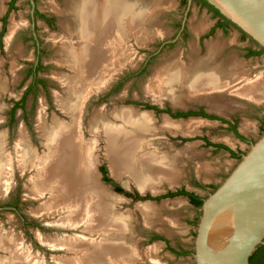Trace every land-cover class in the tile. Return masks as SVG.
I'll return each mask as SVG.
<instances>
[{"label":"rangeland","instance_id":"rangeland-1","mask_svg":"<svg viewBox=\"0 0 264 264\" xmlns=\"http://www.w3.org/2000/svg\"><path fill=\"white\" fill-rule=\"evenodd\" d=\"M141 1L147 8L153 6L154 2ZM0 2L2 8H6L8 0ZM34 2L39 13L35 17V34L40 45L38 54L31 31L28 0H16L14 10L6 16L4 29L0 28V77L2 76L0 79H5L3 83L7 86L0 94V137L4 136L3 151L7 156H12L15 152L18 133L22 131L31 147L38 151V154H42L44 148L36 130V119L40 109H43L48 124L53 120L69 122V118L56 106L67 93L59 76L61 80H67L73 73L67 65L59 64L60 58L57 54L59 47L57 41L53 40L56 35L66 34L62 27L66 17L56 14L50 8L52 2L64 9L67 1L34 0ZM185 5L184 0H158L155 9L160 10L151 22L154 23L150 25L151 30L155 33L157 31L152 39L145 38L148 33L136 31L137 24L133 23V28L126 30L128 34L124 38L125 45L122 48L128 54L129 63L121 70L113 69L109 73L111 78L105 87L92 90V94L90 93L85 102L82 118L85 131L87 121L96 111L102 110L108 115L114 109L131 108L139 114L148 113L155 125L160 126L163 120L169 118L163 114L155 115L144 107L145 105L164 107L169 104L168 101L171 103L166 98L155 100L146 94L155 73L166 61L173 59L185 64H188L192 56L197 60H203L207 56L209 45H215L217 52L214 54L213 66L220 65L230 70L228 73L230 78L234 74L231 79L234 82L229 83L228 76L224 80L228 82V86L220 87L204 97L195 98L185 93L183 104L177 105L184 106L182 109L203 108L207 115L214 119L199 117L169 119L172 122L195 123L192 129L195 133L190 131L191 133L188 132L190 134H172L165 130H158L157 133L158 141L163 144L162 150H167L176 157L174 162L178 170L176 183H163L156 191L150 189L141 191L132 183H121L110 171L104 141L100 137L93 154V164L91 163V179L93 178L92 183L110 201L109 211L106 212L104 221L99 223L97 221L100 217L99 212L90 211V205L97 201L93 192L89 193L91 196L88 194L90 198L87 196L86 201L90 199L88 203L85 200L83 204L68 201L66 204L48 208L56 201L51 200L49 194L43 197L34 196L28 184L34 172L27 170L20 174L18 170H14L15 164L12 163V172L7 179L10 187L8 193L11 195L7 199L0 196V205L10 206L16 201V209L24 221L13 212H0V234L11 236L13 242L18 241L21 249L18 255L24 258L26 264H79L80 260L85 264V258L79 259L77 251L68 249L69 247L54 248L48 246L47 242L56 239L75 243L86 240L91 243L95 241L106 243L112 242L109 239L112 237H115V241L123 239L122 244L128 249L130 246L134 247L135 253L138 254L135 264H194L191 253L201 210L177 193L185 190L205 199L231 172L241 156L248 151L250 144L262 135L264 102L258 103L256 99L247 98L237 90L264 83V52L232 24L226 25L224 30L217 27L221 19L215 16L210 8H201L199 2H193L188 13L186 35L156 52L164 41L175 39ZM3 15L0 14V27ZM12 26L15 29L7 47L5 40ZM75 41L73 39L76 44ZM247 49L257 55L249 56ZM36 66L38 68L32 74V68ZM16 104L18 106H15ZM220 119L225 122L219 121ZM228 123L233 125L234 130ZM85 133L86 140L91 138L88 132ZM182 138H186V141L181 142ZM100 168L104 170L105 175L100 172ZM114 186L120 191L115 190ZM166 193H172V196L167 197ZM143 194L147 197H141ZM3 199H6L7 203L2 204ZM143 201H149L151 204L149 205L151 213L148 214L151 222L138 208L134 209L137 202L144 203ZM40 207H43V212L40 211ZM53 209H56L55 212L51 211ZM93 215H97L96 222L93 221ZM74 225L76 226L73 227ZM153 236H159V239L153 240ZM4 249H0V259L7 257ZM181 250L189 254L180 256ZM23 251L27 252V258L22 254ZM145 255H149V259ZM109 259H114V262L119 260L130 262L129 255L125 253ZM249 264H264L263 247L254 252Z\"/></svg>","mask_w":264,"mask_h":264},{"label":"bare ground","instance_id":"bare-ground-1","mask_svg":"<svg viewBox=\"0 0 264 264\" xmlns=\"http://www.w3.org/2000/svg\"><path fill=\"white\" fill-rule=\"evenodd\" d=\"M66 1L64 9L52 2L50 8L56 14L66 17V22L62 23L66 34L56 35L53 40L57 41L59 47L57 52L60 58L59 64L67 65L73 73L67 80H61L59 76L67 93L64 98L57 100V107L69 118V122L53 120L48 124L43 109L39 110L36 130L44 148L42 154H38V151L36 152L31 147L22 128L20 130L22 132L18 133L15 152L12 156L4 154V136L0 137V195L7 193L10 188L7 179L10 178L13 163L15 164L14 170H18L20 174L27 170L34 172L28 183L34 196L43 197L49 194L51 200L56 201L48 208L66 204L68 201L83 204L84 200L87 202L88 194L93 192L97 201L93 202L92 206L90 205V211L99 212L100 217L97 221L101 223L106 217V212L109 211L108 201L110 200L106 199L105 195L92 183L93 178L91 179V163L99 138L101 137L104 141L109 168L116 179L123 184L132 183L141 191L147 189L156 191L159 185L175 184L178 179V170L174 163L176 157L167 150H162L163 144L158 141L157 137L158 130H165L172 134H187L193 131L195 123L172 122L165 119L158 126L148 113L139 114L131 108L114 109L108 115L98 110L87 121L85 131L91 138L86 140L82 118L88 96L94 88L99 90L105 87L111 78L109 73L113 69L121 70L129 63L128 54L122 46L125 45L124 38L128 34L126 30H131L133 23L137 24L136 31L141 30L148 33L145 35L147 40L155 36L157 31L155 33L151 30L150 25L154 23L151 22L160 9H155L158 0H154L150 8H147L141 0ZM14 29L13 26L9 29L5 40L7 47L10 45ZM73 39L76 40V44ZM216 52V46L209 45L207 56L203 60H197L192 56L188 64L178 59L166 61L164 66L155 73L154 80L147 87L146 94L151 95L155 100L166 98L177 106L183 104L185 93L199 98L220 87L228 86V82L224 80L229 76V83L234 82L231 80L234 74L230 78L228 73L230 70L220 65L213 66ZM2 79H0V94L7 89L3 83L5 79ZM263 84L262 82L242 87L237 92L247 98L263 99ZM179 160L180 158L177 161ZM149 205H151L149 202H141L138 203L137 208L141 214L148 216L151 222L150 215H148L151 213ZM55 210L51 211L55 212ZM40 211L43 212V207ZM93 216V221L96 222L97 215ZM114 238H109L112 241L106 242L109 244L102 241L91 243L89 240L75 243L73 239H71L73 242L54 239L49 240L47 244L54 248L69 247L68 249L77 251L79 259L85 258V264H135L138 254L135 253L134 247L130 246L128 249L122 244L123 239L115 241ZM15 241L13 242L11 236L0 234V249L5 248L4 251L7 254L5 259H0V264H19V262L26 264L24 258L18 255L21 249L18 241ZM26 253L22 252L24 256ZM124 253L129 255L130 262L126 263L123 260L114 262V259H109L119 257ZM146 257L149 259V255ZM79 264H83V260H80Z\"/></svg>","mask_w":264,"mask_h":264},{"label":"water","instance_id":"water-1","mask_svg":"<svg viewBox=\"0 0 264 264\" xmlns=\"http://www.w3.org/2000/svg\"><path fill=\"white\" fill-rule=\"evenodd\" d=\"M28 1L31 5V31L38 54L35 2ZM203 1L264 52V0ZM193 2L186 0L175 39L164 41L156 52L179 40ZM10 195L7 192L0 196L7 199ZM141 197L147 196L143 194ZM6 199L2 204L7 203ZM200 210L191 253L194 264H249L254 252L264 246V130L219 186L202 199ZM2 211L13 212L24 221L15 207L0 205Z\"/></svg>","mask_w":264,"mask_h":264},{"label":"flooded vegetation","instance_id":"flooded-vegetation-1","mask_svg":"<svg viewBox=\"0 0 264 264\" xmlns=\"http://www.w3.org/2000/svg\"><path fill=\"white\" fill-rule=\"evenodd\" d=\"M15 2H16V0H8V2L6 4V8H2V6L0 5V11H1L2 14H4L3 17L1 18V25H2L0 27L1 30L4 29L7 14L9 12H11V11L14 10V8H15ZM28 3H29V1H28ZM29 8H31L30 3H29ZM38 15H39V13H38V11L36 10V7H35L34 16L37 17ZM29 18H30V15H29ZM221 21H223V20L221 19ZM179 27H180V25H179ZM222 29L224 30V28H222ZM185 35H186V29L182 32V35L181 36L184 37ZM0 45H1V37H0ZM248 51H249V49H247V53H248ZM37 68H38V66L32 68V74L37 70ZM34 78H36V77H34ZM168 103L169 104L165 105L164 107H158V106H154V105H145L144 107L148 111H152L155 115L163 114V115L167 116L170 120H181V119H187V118H190V117H199V118H202V119H210V120H213L214 119L212 116L207 115V113L204 111L203 108H198V109H192V108L182 109L184 106H174L169 101H168ZM219 121L225 122L222 119H220ZM228 124H230V123H228ZM229 127H233V125H231ZM177 134H180V133H177ZM180 141L181 142H183V141L185 142L186 141V138H182ZM183 191H185V190H183ZM165 195L167 197H170V196H172V193H166ZM165 195H162V197H164ZM198 198H200V197H198ZM188 201H189V199H188ZM10 206L16 208L17 207V202L16 201L13 202ZM154 237H158L159 238V236H153V239H154ZM262 247L264 248V246H262Z\"/></svg>","mask_w":264,"mask_h":264},{"label":"trees","instance_id":"trees-1","mask_svg":"<svg viewBox=\"0 0 264 264\" xmlns=\"http://www.w3.org/2000/svg\"><path fill=\"white\" fill-rule=\"evenodd\" d=\"M193 1H194V2H199L201 8H204V7L210 8V9L213 11V13L215 14V16H217V17H219L220 19L223 20V21H221V22L219 21V22L217 23V27L225 28L226 25L230 24L226 19H224L223 17H221V16L219 15V13H218L216 10H214L213 8H211V7H210L205 1H203V0H193ZM185 4H186V0H184V5H185ZM243 35H245V34H243ZM261 52H263L262 49H261ZM248 55H249V56H253V55H257V54H256L254 51L249 50V51H248ZM40 82L42 83V81H40ZM15 106H18V104H16ZM231 129L234 130V127H231ZM219 148H223V147H219ZM100 172H101L103 175H105L104 170H103L102 168H100ZM105 180H107V179H105ZM114 188H115V190L120 191V189H119L118 187L114 186ZM177 194H178V195H182V196L187 197L192 205H194V206H196V207H201L202 199L198 198V197L195 196L194 194H192V193H188V192H185V191H183V190H181V191L178 192ZM158 239H159L158 237H154L153 240H158ZM188 254H189V253H187V252H185V251H183V250H181L180 253H179L180 256H186V255H188ZM250 260H251V258H250Z\"/></svg>","mask_w":264,"mask_h":264},{"label":"crops","instance_id":"crops-1","mask_svg":"<svg viewBox=\"0 0 264 264\" xmlns=\"http://www.w3.org/2000/svg\"><path fill=\"white\" fill-rule=\"evenodd\" d=\"M263 86H264V84H263ZM263 91H264V88H263ZM256 101H258V103H263L264 102V98L263 99H261V98L260 99H256Z\"/></svg>","mask_w":264,"mask_h":264}]
</instances>
